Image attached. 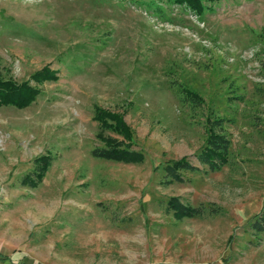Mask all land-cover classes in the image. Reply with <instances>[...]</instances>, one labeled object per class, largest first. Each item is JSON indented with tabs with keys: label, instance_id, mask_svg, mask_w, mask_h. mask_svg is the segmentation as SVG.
Masks as SVG:
<instances>
[{
	"label": "rangeland",
	"instance_id": "rangeland-1",
	"mask_svg": "<svg viewBox=\"0 0 264 264\" xmlns=\"http://www.w3.org/2000/svg\"><path fill=\"white\" fill-rule=\"evenodd\" d=\"M212 7L162 20L130 1L0 0V75L39 89L0 107V264H264L248 227L264 210V0ZM46 66L56 80L31 79ZM95 106L123 115L142 163L92 154L123 140ZM217 119L229 163L167 183L172 161L203 168ZM172 197L217 213L176 220Z\"/></svg>",
	"mask_w": 264,
	"mask_h": 264
},
{
	"label": "trees",
	"instance_id": "trees-1",
	"mask_svg": "<svg viewBox=\"0 0 264 264\" xmlns=\"http://www.w3.org/2000/svg\"><path fill=\"white\" fill-rule=\"evenodd\" d=\"M120 1H130L136 4L142 5L146 11L153 13L155 16L160 17L162 20L167 19L165 7H182L186 10L192 12L195 16L201 17L206 12H213V5L218 4L225 0H148L143 2V0H120ZM56 71L49 68V66L44 67L41 71L34 73L31 79L37 83L43 82L45 80H56ZM39 93L37 87L29 85L28 81L17 83L11 78L4 79L0 75V107L11 104L17 107H25L30 104L35 96ZM181 94L185 101H187L191 106L201 105L203 100L194 92L187 88L181 89ZM94 121L99 124L101 130L111 131L119 136H122L123 140L118 141L116 139H105V146L102 148H96L92 151L95 157L106 159L113 162H120L124 164H140L144 161V155L141 151L132 149V132L130 128L126 125L123 120V115L108 111L99 106L94 107ZM225 120L217 119L211 122V132L205 140V145L201 151L196 154V159L198 160L202 169L192 165L187 157H182L178 160L172 161L161 167V170L165 173L166 182L172 183H182L184 178L182 176L183 172L190 173H214L221 170L222 167L229 163L230 152L229 146L230 142L227 136L223 133L214 132L215 127L221 126ZM48 158H39L38 164V174L36 175V180L39 182L43 177L44 171ZM23 185L34 186L31 180L25 179L22 182ZM167 208L173 213V217L176 220L190 219V218H200L206 214H216V210L213 208L207 209L202 206L193 207L191 205L182 203L179 198L172 197L167 201ZM249 229L256 235L264 234V210L252 216L248 221Z\"/></svg>",
	"mask_w": 264,
	"mask_h": 264
}]
</instances>
